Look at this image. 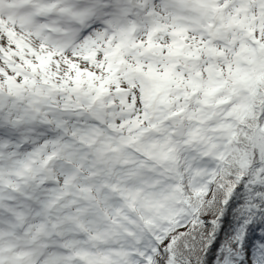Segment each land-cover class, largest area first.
<instances>
[{"label":"snow or ice","instance_id":"snow-or-ice-1","mask_svg":"<svg viewBox=\"0 0 264 264\" xmlns=\"http://www.w3.org/2000/svg\"><path fill=\"white\" fill-rule=\"evenodd\" d=\"M0 264H264V0H0Z\"/></svg>","mask_w":264,"mask_h":264}]
</instances>
